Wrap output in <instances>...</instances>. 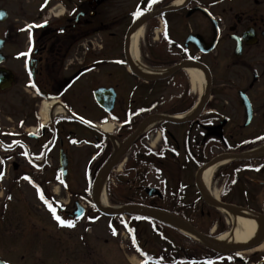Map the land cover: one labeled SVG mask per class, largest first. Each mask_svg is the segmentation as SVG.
<instances>
[{
  "label": "flooded vegetation",
  "instance_id": "1",
  "mask_svg": "<svg viewBox=\"0 0 264 264\" xmlns=\"http://www.w3.org/2000/svg\"><path fill=\"white\" fill-rule=\"evenodd\" d=\"M178 1L106 0L92 15L88 0H0V264H264V239L218 254L167 221L210 233L199 174L219 156L235 157L214 183L221 201L264 218V0ZM142 18L141 64L202 65L204 97L185 71L152 82L133 73L127 46ZM174 82L168 97L156 89ZM55 100L87 123L52 119ZM108 122L111 136L98 128ZM104 182L111 206L145 212L103 214Z\"/></svg>",
  "mask_w": 264,
  "mask_h": 264
},
{
  "label": "bare ground",
  "instance_id": "2",
  "mask_svg": "<svg viewBox=\"0 0 264 264\" xmlns=\"http://www.w3.org/2000/svg\"><path fill=\"white\" fill-rule=\"evenodd\" d=\"M187 0H179L177 2L178 6L184 5ZM144 20L139 22L129 36V43H128V55L130 62L135 69L136 73L140 75L141 77H144L146 79H155L160 76H162L164 73L162 72H155L148 70L142 64L140 63V44L142 41V36L144 34ZM186 70L191 77L192 83L194 86L197 87V89L200 91L201 96L204 97L206 88H207V73L206 71L195 64H189L186 67ZM58 102L49 103L48 106L56 107V112L60 110V108L57 106ZM46 110V109H45ZM195 111L190 112L186 114L184 117H179L180 119H190ZM45 116L46 112H45ZM154 121H150L146 127L152 126L154 124ZM145 127V128H146ZM106 129H111L110 125L106 126ZM120 148L119 146L117 147ZM264 151V149L262 150ZM229 163V160L221 161L219 163H216L208 168H206L200 177V185L204 192L213 200L219 201L220 196L217 189H215L214 186V180L215 176L217 175L218 171L227 165ZM98 205L104 209H110L107 204V199L105 196V192L103 187L99 189L98 198H97ZM118 211V210H115ZM223 212L226 217L229 220V224L232 225V231L215 238L211 241V243L218 249L221 250H242L245 248H250L255 246L259 241L261 240L263 234H264V218L262 217H255L250 216L246 212H227L224 210ZM169 223H173L177 225L180 230L188 235L190 234V231L187 227L184 225L178 224L174 221L167 220ZM193 236V235H192ZM194 237V236H193Z\"/></svg>",
  "mask_w": 264,
  "mask_h": 264
},
{
  "label": "water",
  "instance_id": "3",
  "mask_svg": "<svg viewBox=\"0 0 264 264\" xmlns=\"http://www.w3.org/2000/svg\"><path fill=\"white\" fill-rule=\"evenodd\" d=\"M88 2L90 3V6L92 7V9H96L99 5H101L102 3L105 2V0H88ZM199 65V64H198ZM201 66V65H200ZM184 67V65H181L179 66L178 68L174 69V71H172L168 76L164 77V78H167L169 76H172L173 74H175L177 71H179L180 69H182ZM202 67V66H201ZM141 79L145 80V81H152L150 79H145L141 76H139ZM161 79V78H160ZM210 85H211V78H210ZM105 91L103 90H98L95 92V96L98 98L101 94H103ZM101 104V103H100ZM161 119H164V118H161ZM221 159H223L222 157L218 158V159H215L214 161H212L211 163H209L206 167H210L214 164H216L217 162H219ZM64 162V160H63ZM64 166V165H63ZM208 201V204L212 207H215L217 209H221V210H226L227 212H246V213H250L252 215H256L255 213L251 212V211H247L245 209H242V208H239V207H236L234 205H227V204H221V203H216V202H213V201H210V200H207ZM127 213H134L135 211L134 210H127L125 211ZM178 219V218H177ZM180 222H182L183 224H185L189 229H190V232L195 234L196 236H198L201 240H203L207 246L211 247V248H214L212 246L211 243L208 242L207 238L204 237L202 234L198 233L191 225L187 224L186 222H184L183 220L181 219H178Z\"/></svg>",
  "mask_w": 264,
  "mask_h": 264
},
{
  "label": "rangeland",
  "instance_id": "4",
  "mask_svg": "<svg viewBox=\"0 0 264 264\" xmlns=\"http://www.w3.org/2000/svg\"><path fill=\"white\" fill-rule=\"evenodd\" d=\"M23 1V0H22ZM25 1H32V0H25ZM177 85H179V83H171V84H168V83H161V84H158V86L156 87V89L157 90H159V94H164L166 97H168V96H170L172 93H175L176 92V88H178V87H182V85H179V86H177ZM142 87H144V86H142ZM142 87H140L139 89H138V91H137V93H136V95H143L144 93H145V91L143 90V88ZM197 88V87H196ZM135 99H136V97H135ZM138 100H142V97L141 96H138V98H137ZM137 99H136V101H137ZM76 115H77V117L78 118H80V119H82V121L84 120V122H86L87 123V121L85 120V117H84V114H82V113H78V112H76ZM77 124V123H76ZM78 125V126H77ZM77 125H70V127H71V130L72 131H76V132H81V131H85V130H83V129H87L85 126H83V125H81V124H77ZM80 129H82V130H80ZM92 134L93 133H91V136H92ZM71 151H72V149H71ZM156 178V182H159L160 180H163L165 177L164 176H162V175H158L157 177H155ZM214 187V186H213ZM220 188V186L218 187V189ZM23 208L25 209V205H23ZM251 209H254V208H251ZM25 211V210H24ZM38 226H39V231L42 229V227H47V223L46 222H40L39 224H38Z\"/></svg>",
  "mask_w": 264,
  "mask_h": 264
},
{
  "label": "trees",
  "instance_id": "5",
  "mask_svg": "<svg viewBox=\"0 0 264 264\" xmlns=\"http://www.w3.org/2000/svg\"><path fill=\"white\" fill-rule=\"evenodd\" d=\"M175 64H176L175 57L172 56V57L166 58V62L165 63H159V64L150 63L149 65L152 66V67L159 68V67H170V66H173ZM215 220H219V231H218L217 235L223 234V233L228 231V229H227V227L225 225L223 217L221 215H219L218 211H216V210H215Z\"/></svg>",
  "mask_w": 264,
  "mask_h": 264
},
{
  "label": "snow or ice",
  "instance_id": "6",
  "mask_svg": "<svg viewBox=\"0 0 264 264\" xmlns=\"http://www.w3.org/2000/svg\"><path fill=\"white\" fill-rule=\"evenodd\" d=\"M154 2H155V0H150V3H154ZM0 176H2V173H0ZM49 210L52 211L50 205H49ZM53 216H54L55 219H57V221L60 223L61 226H67V227H72L73 226L71 221H65V220L61 219L59 216H57L55 214L54 211H53Z\"/></svg>",
  "mask_w": 264,
  "mask_h": 264
}]
</instances>
